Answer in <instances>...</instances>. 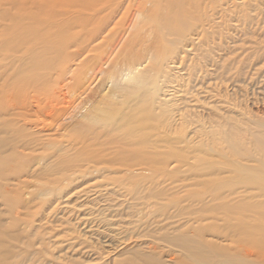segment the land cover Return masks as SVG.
Here are the masks:
<instances>
[{"label":"bare ground","instance_id":"6f19581e","mask_svg":"<svg viewBox=\"0 0 264 264\" xmlns=\"http://www.w3.org/2000/svg\"><path fill=\"white\" fill-rule=\"evenodd\" d=\"M56 1L0 0V199L19 204L0 209V264H264V109L189 81L212 65L214 1L129 0L127 27L116 0ZM260 21L242 18L254 65Z\"/></svg>","mask_w":264,"mask_h":264},{"label":"rangeland","instance_id":"374dc122","mask_svg":"<svg viewBox=\"0 0 264 264\" xmlns=\"http://www.w3.org/2000/svg\"><path fill=\"white\" fill-rule=\"evenodd\" d=\"M21 1V0H19ZM51 1V0H48ZM63 1V0H62ZM62 1H56L55 4L53 3V8L55 9H62ZM65 1V0H64ZM213 10L211 11L212 16H211V31L212 34L210 35V53L209 56L212 58V65L211 66H205L203 65L204 63V57L201 59L199 58H194L191 60L192 62L189 63L192 65H196V70H195V75L191 76V79L189 80L190 82L194 80L197 76V80L195 82H200L204 83V86L208 84H211L212 89H213V105L216 107H221V106H226L223 104V100H228L230 103H237L241 105V108L245 109V111L250 110L253 113H255L258 110H263L264 109V84L261 82L264 80V61H261L258 65H254L253 58H250V61H248L247 54L248 50L247 48L253 45L252 41L254 36L252 35H244V29L242 30L243 27V22L242 18L246 15H250L252 17H259L261 18L260 21V26L264 27V15L259 16L260 13L263 12L264 14V6L261 5L264 4L263 0H213ZM121 0H116L114 1L115 5L116 3L119 4L118 9H119V16H117L116 20L119 21L121 19L120 27H127L131 22L134 20L135 17H133L136 4L134 2H129V0H124V3L121 5ZM64 4V3H63ZM117 6V5H116ZM63 7V6H62ZM250 27L253 29L252 26L245 25V28ZM250 33L251 32H247ZM255 35V34H254ZM129 36H126L125 39H129ZM256 39L258 41H264V35L259 36L255 35ZM112 41L109 39L102 45V49H98L93 51L92 54H98L100 53L101 50H106L108 51V44H111ZM101 54H104L102 52ZM206 57V56H205ZM236 57V58H235ZM209 58V57H207ZM217 60V61H216ZM233 61V62H232ZM199 62V64H198ZM243 62V63H242ZM225 63V66L227 67H220V64ZM219 65V67H218ZM228 67H232L228 69ZM241 67L243 70H241V73L237 74L236 71H238V68ZM209 72V76H206L205 71ZM228 69V70H227ZM225 71V72H224ZM220 72V73H219ZM181 76L184 78V80H187V73L186 72H180ZM185 73V74H183ZM236 73V74H235ZM212 74V75H211ZM186 75V76H185ZM214 75V76H213ZM228 77V78H227ZM20 78V77H19ZM234 79V80H233ZM203 80V81H202ZM207 80V81H206ZM189 82V84H191ZM232 83V84H231ZM203 86V89H204ZM179 89H183L182 87H179ZM47 93V92H46ZM68 100L70 101L72 107L74 108L77 106V104L83 103V98H77L75 95H69L66 93ZM178 96L183 95V92L181 91ZM204 95V94H200ZM63 96H57L53 97L52 101L54 104L51 103V105H56V107L60 106L63 100ZM215 100V101H214ZM257 101V103H255ZM254 103V105H252ZM221 107V108H223ZM239 108L236 107L234 108L233 111H231V115L235 116L240 112L238 110ZM240 116L236 117L239 118ZM43 117L39 116L36 121L38 124L42 122V124H45L46 121H43ZM35 119V118H34ZM45 122V123H44ZM41 125V124H40ZM51 132V131H50ZM53 135L51 139L53 140H58L62 139V136L60 135V131H52ZM81 182H76L72 184L69 189L79 185ZM31 183H35L31 179ZM35 185H38L36 183ZM68 189V190H69ZM27 188H22V194L20 198H26V192ZM70 199V197L68 198ZM62 201V199L60 200ZM78 201V200H77ZM18 203L15 204L14 198L11 197L8 201H2L0 199V209L4 210L7 214L9 212V215L15 210H19ZM48 203L43 207L45 210L48 208ZM57 210H54L52 216L56 215L55 217H58V214L60 213L59 211L61 210L60 205L56 206ZM43 209V210H44ZM41 210L39 214L43 213L46 214L45 211ZM34 209L29 210V212H33ZM60 215V214H59ZM25 216V215H24ZM43 226H52V229H54L55 232L58 233L60 232L61 229H63L61 226H57L58 224H54V226L47 221H43ZM57 229V230H56ZM53 231V232H54ZM53 234V233H52ZM75 236H78L76 234ZM56 240L62 239L61 236H57L55 238ZM87 242L83 244V246L87 245L88 242L90 241L87 238H83ZM78 240V239H77ZM78 241L74 242H69V241H63L61 244H58V247H66L68 244H76ZM129 246L135 245L133 242L127 243ZM66 250V249H64ZM57 250H54V253ZM62 256H67L68 254H65L64 252H61ZM111 255V254H110ZM127 256H129L127 254ZM124 257V256H123ZM79 259V257H78ZM81 259V258H80Z\"/></svg>","mask_w":264,"mask_h":264}]
</instances>
